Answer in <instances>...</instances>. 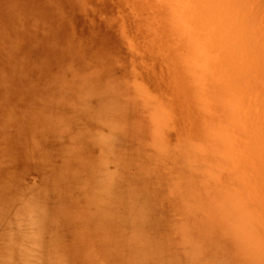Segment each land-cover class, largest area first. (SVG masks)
Listing matches in <instances>:
<instances>
[{
    "label": "rangeland",
    "instance_id": "obj_1",
    "mask_svg": "<svg viewBox=\"0 0 264 264\" xmlns=\"http://www.w3.org/2000/svg\"><path fill=\"white\" fill-rule=\"evenodd\" d=\"M158 4L0 0V264H262L218 207L198 110L168 94Z\"/></svg>",
    "mask_w": 264,
    "mask_h": 264
},
{
    "label": "bare ground",
    "instance_id": "obj_2",
    "mask_svg": "<svg viewBox=\"0 0 264 264\" xmlns=\"http://www.w3.org/2000/svg\"><path fill=\"white\" fill-rule=\"evenodd\" d=\"M156 2L160 4L156 9L159 14L154 30L161 36L166 33L170 58L176 67L175 70L168 63L162 70L170 77L166 84L168 94L173 95L177 105L186 104L192 107V111L198 110V119L188 118V125L194 130L208 129L207 145H204L209 147L208 154L215 159L209 163L208 170L215 182L218 207L221 212L223 209L230 211L232 218L227 226L239 238L237 242L242 244L245 252L250 251L249 260L258 256L264 264V242L243 229H249L247 213L262 214L260 221L264 223V0ZM214 37L215 42H212ZM157 103L163 108L168 105L164 97ZM163 117L155 121L161 123ZM167 122L163 123L165 127ZM191 131L193 136L194 131ZM106 134L101 139L96 137L98 144L102 142L103 145L110 139L107 136L110 133ZM231 140L234 142L232 146ZM244 148L252 152L244 154ZM105 154L107 160L109 153ZM109 174H104L107 175L104 178L101 176L104 179L103 184L100 182L102 188L106 186L105 182L110 188ZM233 194L235 202L241 194L251 196L252 210L246 213L233 201ZM235 206L236 213H233Z\"/></svg>",
    "mask_w": 264,
    "mask_h": 264
}]
</instances>
